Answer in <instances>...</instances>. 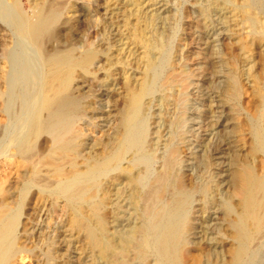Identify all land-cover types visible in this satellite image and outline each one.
Here are the masks:
<instances>
[{
  "label": "bare ground",
  "instance_id": "bare-ground-1",
  "mask_svg": "<svg viewBox=\"0 0 264 264\" xmlns=\"http://www.w3.org/2000/svg\"><path fill=\"white\" fill-rule=\"evenodd\" d=\"M81 1L0 0V264H264V68L246 74L257 105L240 120V66L208 46L203 59L218 101L204 107L206 118H216L204 121L205 131L229 111L230 128L213 144L201 142L185 166L187 125L202 114L187 98L186 70H177L171 57L176 15L168 12L167 27L160 15L143 16L140 0H128L134 19L122 17L129 32L117 38L139 51L137 73L130 77L124 69L115 89L117 71L106 69L100 83L110 80L108 92L110 86H91L99 80L92 67L107 53L84 38L93 5ZM197 1L206 3L198 15L205 32L219 25L245 54L253 55L254 43L264 61V0ZM77 12L84 17L76 25L80 37L73 36ZM157 20L166 28H156ZM173 88L158 96L161 122L151 121L155 94ZM96 91L112 95L107 112ZM170 97L174 117L156 157L150 137L160 132ZM99 127L102 135L94 138Z\"/></svg>",
  "mask_w": 264,
  "mask_h": 264
},
{
  "label": "rangeland",
  "instance_id": "rangeland-1",
  "mask_svg": "<svg viewBox=\"0 0 264 264\" xmlns=\"http://www.w3.org/2000/svg\"><path fill=\"white\" fill-rule=\"evenodd\" d=\"M115 1V2H114ZM124 1V2H123ZM138 2H139V0H137ZM156 1H158V3H159V1H160V3L158 4H156V3H154V2H156ZM79 2H83V1H81V0H79ZM79 2L77 3L76 2V4L78 5L79 4ZM106 2V3H105ZM109 2V3H108ZM132 2V1H131ZM120 3V4H119ZM127 3V4H126ZM152 3V4H151ZM154 3V4H153ZM26 3L25 2H21V5H22V7H23V9L24 10H27L28 8H29V6H28V4L27 5H25ZM90 4H92L91 6V9H90V18L91 19H93L92 21H91V25L87 28L88 30L86 31V33H85V35L86 36H84V38H87V40H88V42L89 43H91L92 44V46H94V47H97V48H99L98 46H100V44H101V46L103 47V45H104V47H103V49L105 48V52L107 53V54H101V56H100V61L98 60L93 66L94 67H92V72H94L95 70V77H96V79H99V80H97V81H94V82H92L91 84V86L94 88V89H96V90H102V91H105V89H108V86H110V80L109 79H106L107 81H109V82H107L106 83V85H101V80H104L105 78H106V69H108V68H110L109 69V71H111V72H114V70L115 71H117V73H116V75H114L115 77H113L115 80H114V82H113V85L115 84V83H117V85H116V87H115V89H118L121 85H119L118 84V82L121 84V80H120V78H121V76L120 75H122V72H123V70L125 69V71L124 72H126V75H128V76H130V77H133V76H135V74L137 73L136 72V70H134L135 69V64L133 63V62H136V60H137V54H138V52H137V54H134V52L133 51H135V48H134V46L133 45H131V44H129L128 43V41H124V40H127V39H123V41H122V38H121V41H122V43H124L125 45H123L121 42H119V44H118V35L120 36L123 32H125V33H123V36H124V38H126V36H128V35H126V34H128V32H129V26H127L128 27V29L126 28V26L124 27H122L121 28V26L123 25V23H121V20L123 19L122 17H125L124 19L125 20H129V22L131 23L132 21H133V19H134V16H131V13H134V11H135V7L133 6V9H134V11H133V9H132V5L131 4H133V3H131L130 4V2H128V0H90ZM114 4V5H113ZM125 5V7L123 8V10H122V7ZM129 4H130V6H129ZM139 4H140V7H141V11H140V13H142V12H144V14L142 13V15L144 16H149V15H151V14H153V15H157V17L160 15L161 17V20H163V21H165V23H166V25H167V27H168V25L170 26V22L172 21V20H167V17H168V12L170 13V14H174V18H175V20H174V22L172 21L171 23H174V25H173V27H174V32H176V33H174V40H173V42H172V55H171V57L173 58L172 60L173 61H175V63H176V68H177V70H186L185 72H186V74H187V76H188V80H189V83H190V85H189V87H188V89H187V98H188V100H190L191 102H190V105H192V106H198L199 108H200V111H201V114H202V116H201V118L199 119V120H196L195 121V123L197 124V121H198V124L196 125L194 122H189L188 123V125H187V129L189 130H191V133L189 132V133H186V136H187V139H186V144H185V147H184V149H183V153H182V155H181V159L184 161L185 159L187 160H185L186 162H184L183 163V165H185L186 166V163H189V165H190V162H193V157H194V155H192L191 154V152H195V154L197 153V154H199V152H200V148H202V146H201V142H206V143H210V144H213V143H215L216 141H218V137L220 138L222 135H221V133L222 134H225V133H227V131L229 130V128H230V122L228 121V120H230L228 117H229V108H227L228 106H226V105H224V114L225 113H227L228 111V115L227 116H222L219 120L220 121H218V123H221V125H218L217 126V128H214L215 130H213V128L211 129L210 128V130L212 131H210L209 129L207 130V131H205L206 129H205V125L206 124H204L205 122V120H207L209 123H210V121L211 122H213L214 121V119L213 118H215V117H212V118H206V116L208 115H206V108H204L206 105H207V103L209 102L210 103V101L211 102H214V103H216L218 100H217V97L215 96L216 94H215V89L213 88L214 86H213V83L211 84V82H210V80H211V78L209 79V76L211 75V74H207L208 72H207V65L205 66V61H204V59H203V57L206 55V52H207V50H209L208 49V46H214V50H217V51H219V53H220V55H221V57L222 58H224L225 57V59L227 58L229 61H230V63H232L233 64V66L234 67H236V68H238L239 66H240V68H243V70L241 69V71H239L240 70V68H238V73L240 74V80L242 81V96H241V108H240V113H242L241 114V116H240V120H242V118H246L245 117V115L247 114V112L248 113H251V111H254V109L255 108H253V106H254V104H255V106L254 107H256V101H254V97H253V94H252V83L251 82H249L250 81V79L247 81V80H245L246 79V74H247V76H248V74L251 72V71H253L255 74H258V71L261 69H263L264 68V65H262V64H264V61L263 60H260L259 58L257 59L256 58V56H257V54H254V51L257 53L258 52V47L254 44V43H251V45L249 46V47H253L252 48V50H253V55L251 54H248V53H246L245 54V52L243 51V50H239L242 46L241 45H239V42L237 41V39H234L235 37H233V40H232V37L230 38V37H225V36H228L229 34L227 33V32H225L224 33V31H222L221 30V26H217L215 29H214V31H215V33H213V32H210V34L209 33H207V32H205V28H203V21L201 20V18H199V12H200V10L204 7V6H206V3L205 2H203V3H199V1H193V0H154V1H148V0H140V2H139ZM80 5V4H79ZM108 5V6H107ZM121 5V6H120ZM126 5L127 6H129L128 8L126 7ZM152 5H154V6H152ZM164 5H166V6H164ZM204 5V6H203ZM27 8H26V7ZM111 6V7H110ZM152 6V7H151ZM203 6V7H202ZM109 7H110V9H109ZM118 7V8H117ZM121 7V8H120ZM106 8V9H105ZM169 8V9H168ZM108 9V10H107ZM128 9H130V10H128ZM29 10V9H28ZM168 10V11H167ZM186 10V11H185ZM111 11V12H110ZM166 11H167V13H166ZM128 14H127V13ZM130 12V13H129ZM82 13V12H81ZM81 13H79V12H77V13H74L75 15H74V17L73 16H70V14L69 15H67V17L69 18H75V17H77L76 18V20H77V22L75 23V26L76 25H78V24H80V22L84 19V17L82 16V14ZM114 13V14H113ZM186 13H187V16H186ZM110 14V15H109ZM127 14V15H126ZM129 14H130V18L128 17L129 16ZM147 14H149V15H147ZM122 15V16H121ZM132 15H134V14H132ZM166 15H167V17H166ZM105 16V17H104ZM118 16V17H117ZM120 16V17H119ZM109 17V18H108ZM113 17V18H112ZM111 18L114 20L115 19V21H111ZM132 18V19H131ZM106 19V20H105ZM109 19V20H108ZM123 19V20H124ZM81 20V21H80ZM96 20V21H95ZM122 20V21H123ZM201 20V21H200ZM95 23H94V22ZM109 21V22H108ZM160 22V23H158V22ZM156 21V28H157V26L159 27L160 25H161V23H163V25H161V27H165L166 28V26L164 25L165 23L163 22V21H159V20H157ZM168 21H169V23H168ZM111 22V23H110ZM95 25V27H94V25ZM116 23V24H115ZM120 23V24H119ZM157 23H158V25H157ZM104 24V25H103ZM109 24H111V25H109ZM113 24V25H112ZM117 25V26H115V25ZM122 24V25H121ZM178 24V25H177ZM121 25V26H120ZM185 25V26H184ZM109 26H110V28H109ZM105 27H106V29H105ZM108 27V28H107ZM118 27V28H117ZM77 30H76V29ZM124 28V29H123ZM74 29L75 30H73V36H83L82 35V33L78 30V28H77V26L76 27H74ZM120 29V30H119ZM123 29V30H122ZM202 29H203V31H202ZM113 30V31H112ZM115 30H117V31H115ZM125 30V31H124ZM110 31V32H109ZM123 31V32H122ZM219 31H221V32H219ZM94 32L95 33H97V34H94ZM99 32V33H98ZM112 32H113V34H112ZM219 33V35L218 36H216V33ZM117 35H116V34ZM217 33V34H218ZM227 33V34H226ZM102 34V35H101ZM226 34V35H225ZM107 35V36H106ZM213 35V36H212ZM225 35V36H224ZM96 36V37H95ZM114 36V37H113ZM116 36V37H115ZM209 38H208V37ZM222 36V37H221ZM204 37V38H203ZM221 37V38H220ZM102 39V40H101ZM116 39L117 41H116V43L117 44H115V43H113V42H115L114 40ZM93 40V41H92ZM207 40V41H206ZM91 41V42H90ZM110 43H112V44H110ZM235 43H237V44H235ZM99 44V45H98ZM103 44V45H102ZM126 44H128V45H126ZM250 44V43H249ZM114 45V46H113ZM117 47H116V46ZM123 45V46H122ZM129 45L131 46V48H129ZM236 45V46H235ZM109 47V48H108ZM119 47V48H118ZM120 47H123V50L121 51V49L122 48H120ZM129 49H128V48ZM257 47V48H256ZM231 48V49H230ZM262 49L264 48V47H261ZM261 48H260V50H261ZM120 50L121 52H119V51H117V50ZM128 49V50H127ZM132 49H133V51H132ZM229 50V51H228ZM239 50V51H238ZM132 51V52H131ZM261 51H263V53H264V49L263 50H261ZM119 52V53H118ZM227 52V53H226ZM240 52H243V54H244V56H243V54L242 53H240ZM112 53V54H111ZM126 54V56H125V54ZM136 53V52H135ZM222 53V54H221ZM229 53V54H228ZM236 53V54H235ZM239 53H240V55H239ZM110 54V56H108ZM130 54V55H129ZM132 54V55H131ZM113 55V56H112ZM116 55V56H115ZM120 55V56H119ZM127 55H129V56H127ZM133 55H134V57H133ZM136 55V56H135ZM203 55V56H202ZM236 55V56H235ZM247 55H250V57H248ZM256 55V56H255ZM118 56V57H117ZM247 56V57H246ZM118 58V59H116V58ZM125 57V58H124ZM241 57H242V59H241ZM258 57V56H257ZM121 58V59H120ZM136 58V59H135ZM250 58V59H249ZM255 59V61H257L254 65H252V63H254L252 60L253 59ZM247 59V60H246ZM257 59V60H256ZM115 60V61H114ZM122 60V61H121ZM235 60V61H234ZM246 60V61H245ZM260 60V61H259ZM111 62L110 64L108 63V62ZM245 61V62H244ZM249 61H251V63L249 62ZM100 62V63H99ZM103 62V63H102ZM120 62V63H119ZM122 62H125L126 64H124V66H123V64H122ZM235 62H236V64H235ZM204 63V64H203ZM248 63V66L246 65ZM261 63V64H260ZM107 65V67H106V65ZM259 64V65H258ZM237 65V66H236ZM250 65V66H249ZM252 66V69L250 68ZM106 67V68H105ZM206 67V68H205ZM249 67V68H248ZM261 67H263V68H261ZM96 68V69H95ZM117 70H116V69ZM121 68V69H120ZM130 68V69H129ZM246 68H248L247 70H248V73H246L247 71H246ZM118 69H119V71L121 72V74H120V72L118 71ZM249 69H251V70H249ZM127 70V71H126ZM259 71V74H261L262 73V71ZM264 70V69H263ZM191 71V72H190ZM242 71H243V75L241 74L242 73ZM257 73H256V72ZM128 72V73H127ZM258 74V75H259ZM207 75H209V76H207ZM242 75V76H241ZM199 76V77H198ZM91 77V76H90ZM102 77H105V78H102ZM206 77H208V78H206ZM92 78V77H91ZM243 79V80H242ZM95 80V79H94ZM97 82V83H96ZM108 84V85H107ZM245 84V85H244ZM250 84V85H249ZM211 85V86H210ZM97 86V87H96ZM102 86H103V88H102ZM107 86V87H106ZM210 86V87H209ZM245 86V87H244ZM250 86V87H249ZM104 87H106V88H104ZM111 87V86H110ZM212 87V88H211ZM102 88V89H101ZM111 89H112V87L110 88V90H108V92H110L111 91ZM210 89H212V91H210ZM214 92V93H213ZM173 93H176V88H173V89H171V90H165L163 93L162 92H157L156 94H155V96H157V97H155L154 99H153V101H152V104H151V107H150V109L148 110V112H149V115H150V119H151V121H153V120H156V122H158L159 120H158V118L160 117V113L158 112L159 110H158V107H156L157 106V99H159V97H162L163 96V94L164 95H166V94H168V95H171V94H173ZM96 96H98V98H99V100H100V103H98V104H100V107L102 108V109H104L103 110V112H107V110H108V108L106 107L105 108V106H108V103L110 104V100H111V97H112V95L109 93L108 95H106V93H100V91L99 92H97L96 91V93H94ZM215 94V95H214ZM244 94V95H243ZM108 96V97H107ZM159 96V97H158ZM244 96V97H243ZM248 97V98H247ZM101 98V99H100ZM207 98L209 99V100H207ZM216 98V99H215ZM252 98V99H251ZM171 97L168 99V101H169V105H165V106H163L162 108H161V111H162V113H161V116H162V118H163V126H161V128H160V130H158V131H160L158 134H152L151 135V140L154 142V143H157V146H158V148H156V150H155V156L157 155V154H159L162 150H160V148H163V146H164V143L166 142V139L168 138V134H167V129H165V126H166V122H167V120H171V119H173V117L174 116H172V115H174L173 114V111H174V109H173V105H170L171 104ZM213 100V101H212ZM246 102V103H245ZM208 103V104H209ZM214 103H211V104H214ZM252 103V104H251ZM112 104V103H111ZM97 105V104H96ZM246 105V106H245ZM98 107H99V105H97ZM226 106V107H225ZM212 107H216V104L215 105H212ZM204 108V109H203ZM227 108V109H226ZM242 108H244L243 110H242ZM250 108H252V110L250 109ZM106 110V111H105ZM150 113H152V114H150ZM153 113H154V115H153ZM206 115V116H205ZM215 116H217V115H215ZM208 117H210L209 115H208ZM165 118V119H164ZM223 118V119H222ZM227 120H226V119ZM213 119V120H212ZM216 119V118H215ZM158 120V121H157ZM203 120V121H202ZM222 120H223V122H224V124H223V122H222ZM202 121V122H201ZM159 122H161V121H159ZM207 122V123H208ZM225 122H227L226 124H225ZM168 123V122H167ZM200 123V124H199ZM165 125V126H164ZM198 125L199 126H201V128L200 127H198ZM204 125V126H203ZM224 125V126H223ZM192 126H194V127H192ZM203 126V127H202ZM228 126V127H227ZM192 127V128H191ZM155 128V129H154ZM194 128V129H193ZM219 128H220V132H218L217 133V130H219ZM225 128L226 129H228L227 131L225 130ZM99 130H100V127L98 128ZM152 131L151 132H153V130H157L156 129V126L154 125V126H151V128H150ZM198 129V130H197ZM99 130H96L94 133H93V137L94 138H98V139H100V136L102 135V132H101V130L99 131ZM195 132H194V131ZM196 130H197V132H196ZM154 131V132H155ZM198 133L199 135H198V139H195L193 136H192V133ZM214 132H216V133H214ZM160 134V135H159ZM97 135V136H96ZM215 135V136H214ZM220 135V136H219ZM201 136V137H200ZM156 139H155V138ZM216 139H215V138ZM158 138H159V140H158ZM161 138V139H160ZM156 141H155V140ZM214 139V140H213ZM200 140V141H199ZM202 140H204V141H202ZM213 140V141H212ZM192 141V142H191ZM195 141V142H194ZM210 141V142H209ZM215 141V142H214ZM194 142V143H193ZM199 143V144H198ZM190 144V145H189ZM193 144V145H192ZM205 144V143H204ZM189 145V146H188ZM246 145V144H245ZM245 145H243V147H241L242 148V150H241V153L242 152H245V154L244 153H242V155H243V157L245 156V155H247L246 154V152H247V150L248 149H246V147H247V145H246V147H245ZM188 147V148H187ZM195 147V148H194ZM245 147V148H244ZM225 151V153H226V151H227V155L226 156H228L229 155V151H228V148H227V145L225 146V148H223ZM158 151V152H157ZM193 152V153H194ZM158 156V155H157ZM156 156V157H157ZM190 162H189V161ZM195 163V162H194ZM226 164V163H225ZM224 164V165H225ZM188 165V164H187ZM1 166V165H0ZM3 167L5 166V165H2ZM158 166V164H156L155 165V167H157ZM197 203V204H196ZM195 203V205H198V202H196ZM207 220H206V222H209L210 220H209V218L207 217L206 218ZM125 224V223H124ZM123 224V225H124ZM212 224V223H211ZM207 233H209V232H207ZM221 253H222V251H221ZM223 254V253H222ZM222 254L220 255V256H222ZM71 255H73L74 256V254H71ZM28 259H24V261L22 262V264H28Z\"/></svg>",
  "mask_w": 264,
  "mask_h": 264
}]
</instances>
